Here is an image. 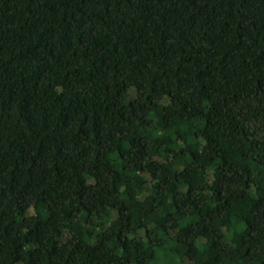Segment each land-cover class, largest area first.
<instances>
[{
  "label": "trees",
  "instance_id": "trees-1",
  "mask_svg": "<svg viewBox=\"0 0 264 264\" xmlns=\"http://www.w3.org/2000/svg\"><path fill=\"white\" fill-rule=\"evenodd\" d=\"M0 264H264V0H0Z\"/></svg>",
  "mask_w": 264,
  "mask_h": 264
},
{
  "label": "rangeland",
  "instance_id": "rangeland-1",
  "mask_svg": "<svg viewBox=\"0 0 264 264\" xmlns=\"http://www.w3.org/2000/svg\"><path fill=\"white\" fill-rule=\"evenodd\" d=\"M37 218H36V215H34L33 216V220H32V224H33V226L35 227V228H39L40 227V223H39V221H37L36 220Z\"/></svg>",
  "mask_w": 264,
  "mask_h": 264
}]
</instances>
